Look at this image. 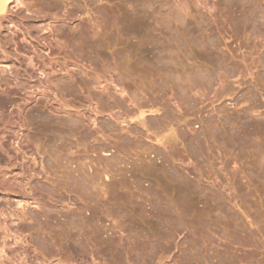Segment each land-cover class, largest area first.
Wrapping results in <instances>:
<instances>
[{
    "label": "rangeland",
    "instance_id": "1",
    "mask_svg": "<svg viewBox=\"0 0 264 264\" xmlns=\"http://www.w3.org/2000/svg\"><path fill=\"white\" fill-rule=\"evenodd\" d=\"M8 10L0 179L17 191L0 214V264H264V40L234 29L228 0ZM200 75L214 80L186 78ZM37 115L69 125L59 157ZM78 164L88 192L63 185ZM64 216L76 227L61 229Z\"/></svg>",
    "mask_w": 264,
    "mask_h": 264
},
{
    "label": "bare ground",
    "instance_id": "2",
    "mask_svg": "<svg viewBox=\"0 0 264 264\" xmlns=\"http://www.w3.org/2000/svg\"><path fill=\"white\" fill-rule=\"evenodd\" d=\"M13 0H0V27H2V22L3 20L6 18V15L8 13V6L10 3H12ZM228 5L229 7L236 11V13L234 14V20L233 23L234 25V29L235 30H240L241 27H244V29L250 28V32L257 37H262L264 40V14H263V10H264V6L261 5L258 0H239V2L237 0H228ZM185 27V26H184ZM176 42H178V44H183V41L181 39V37H177L176 38ZM185 45V44H184ZM1 57H3L6 62H12L8 56L2 55ZM218 58V67L221 68L223 65V62L221 60V58L219 56H217ZM260 65L264 66V58H262L260 61ZM13 64H14V68L16 71H20L21 69V65L20 62L18 60V58L13 60ZM28 69H26V71H23L24 75L27 74ZM168 76V74H167ZM171 76V75H170ZM169 76V77H170ZM264 77V76H263ZM176 78V77H175ZM187 80H194L195 83H199L202 82L203 84H205L206 86L208 84L211 83V80H214V77H207L204 75H200L198 76H192V78H190V76H186ZM262 78V77H261ZM177 80V78H176ZM262 82L264 84V79L262 78ZM166 84V83H163ZM155 110V109H154ZM152 111V110H151ZM158 110H155V112H157ZM139 114L137 116V118H140L144 115V111L143 110H138ZM154 112V111H153ZM37 121L40 123L44 124V128H45V132H46V136L48 138L47 143H46V151L49 155H54L55 156H60L61 154V146L63 144V138L67 133H62V131L60 130V128L64 127V126H69L67 123H63L61 121H51L50 119L46 118V117H42L40 115H37ZM153 123H158V119H156V117H153L152 120ZM6 130H3L2 132L5 133L7 132L9 129L10 130H14L16 129L17 125H13V123L11 121H8V123L6 122ZM76 125V126H75ZM76 127L78 128L79 126L76 123H73V125H71L70 127ZM19 128L23 127V124L18 126ZM63 159V158H62ZM66 159V158H65ZM50 162L48 163V167L51 166V158L49 157ZM9 166H13V168H8L6 171L7 172H12V170H17V168H14V166L17 165L16 162H10ZM21 170L23 171V173H27L28 172V167L26 166V164H24V162L19 163ZM0 174H2V172L0 171ZM65 179H64V186L68 187L70 189H77V190H83L85 192H88L89 188H90V183L88 181V177L87 175L84 173L83 170V166L82 164H78L77 167L74 168L73 170H67L65 173ZM12 184H10L9 182H7V180H5L4 178L0 179V214L2 211H6L9 210L10 207L6 206L9 204V197L11 195H14L13 193H16L15 189L13 188V186H11ZM18 194V193H17ZM31 198L33 199H38L37 196H32ZM5 200L7 202H5ZM9 213H11V210L9 211ZM13 214V213H12ZM11 215V214H10ZM75 219L74 217H67L64 216L63 219L60 220L59 225L62 227L61 229L65 230V228L68 229H73L76 227L75 224ZM5 227H3L4 229ZM6 231V229L4 230ZM3 231V232H4ZM22 231V230H21ZM7 233V232H5ZM86 234V230H84V227H81V235ZM6 236V235H4ZM157 241L158 238L153 239L152 241L149 242V244H146L145 246L148 247V250L146 252V254H150L155 247H157ZM123 253H126V249L122 247ZM142 250H144V248H142ZM93 263V262H92ZM89 261L84 260L83 264H92Z\"/></svg>",
    "mask_w": 264,
    "mask_h": 264
}]
</instances>
